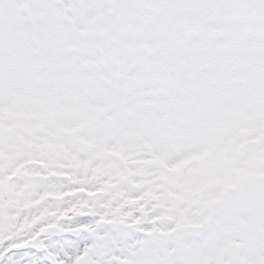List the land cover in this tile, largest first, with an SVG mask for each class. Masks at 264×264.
<instances>
[{
  "label": "snow or ice",
  "instance_id": "6c2138e0",
  "mask_svg": "<svg viewBox=\"0 0 264 264\" xmlns=\"http://www.w3.org/2000/svg\"><path fill=\"white\" fill-rule=\"evenodd\" d=\"M0 264H264V0H0Z\"/></svg>",
  "mask_w": 264,
  "mask_h": 264
}]
</instances>
